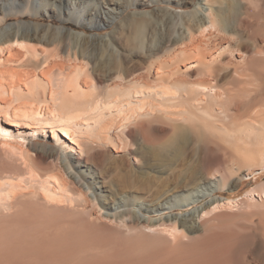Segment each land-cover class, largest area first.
Listing matches in <instances>:
<instances>
[{
	"label": "bare ground",
	"instance_id": "bare-ground-1",
	"mask_svg": "<svg viewBox=\"0 0 264 264\" xmlns=\"http://www.w3.org/2000/svg\"><path fill=\"white\" fill-rule=\"evenodd\" d=\"M62 1L88 27L153 2L52 0L63 21ZM176 4L194 6L130 13L138 49L66 25H2L1 7L0 264H131V234L176 241L152 264L254 262L233 256L239 231L218 224L238 199L215 192L264 171V0ZM164 17L173 33L148 37L145 25ZM183 174L184 193L130 194ZM246 195L255 206L264 183Z\"/></svg>",
	"mask_w": 264,
	"mask_h": 264
},
{
	"label": "rangeland",
	"instance_id": "rangeland-1",
	"mask_svg": "<svg viewBox=\"0 0 264 264\" xmlns=\"http://www.w3.org/2000/svg\"><path fill=\"white\" fill-rule=\"evenodd\" d=\"M51 2L52 0H0V9L1 7H4V11H3L4 13L2 14H7L6 19L2 23V25H6L13 22H20V21H30V22H36L42 24H53V25H66L77 30L85 31L87 33H95L100 35L101 34L106 35L111 33L112 35L118 36L119 39L121 38L124 43L126 41V44H129L128 45L129 49L132 48L138 49V44L135 41V38L133 37L134 36L133 32H135L137 28L134 27L133 25L131 26L127 25V20L129 19L128 17L130 16L131 12L154 10L160 7H171L172 9H177V10L182 9L183 11H190L194 6L193 4L178 5L176 4V0H171V1L153 0V2L150 3L147 2L141 5H132L127 7L121 14L117 16V18L111 19V22L105 26L88 27L82 24L78 25L73 21V19L69 18L71 15L69 13L67 1H62V3L59 4L63 16L67 18L66 21H63L61 19V15L57 14V11L59 10L56 9L57 7L54 8ZM83 8H85L86 11L89 10V8L86 5H84ZM26 9L30 11L24 12V10ZM21 11H23V13ZM164 19L163 20L155 19L154 22L150 21L148 25H145L146 26L145 33L147 34L148 37H152V38L156 37V39L157 38L159 39L161 35L168 33L170 34L171 32L173 33V26H172L173 23L171 22L172 21L171 17L169 18L164 17ZM119 34L122 35L120 36ZM42 141L43 139H39V142ZM45 142L49 144L52 143V141L50 140L48 141L46 140ZM3 161L4 159L0 157V165ZM183 176L186 177V175L184 174ZM187 180L189 179L186 177V180H184L185 183H183L184 181L180 182L177 180L176 182V179H173L171 182L165 185H163L162 182L160 181L151 182L152 184L150 183V185L153 187V190L151 192H146L143 190L144 192L142 193L141 191H133V189H129V190L131 191L130 192L131 196L134 194L135 197L136 196L139 197L138 198L139 201L141 196H143L144 198V196L146 195L148 196V198L150 197L154 198L153 196L158 197V195L161 198H163L165 195H168L171 192H175L179 194L184 193L185 189L188 188L187 186L184 185L187 184L186 183ZM260 183H264V171H258L255 174L251 175L250 177L244 178L239 185L237 184H235V186L229 185L227 189L218 190L215 192V195L218 196L228 197L234 200L238 199L237 202L233 204V207L231 209H225L217 213L218 216L217 218L219 220L218 224L220 226L223 225L224 227L239 231L240 236L236 237L235 246H234L235 250L233 256L245 255L246 253H249L250 255H252V257H254L251 258V260H253L254 262L249 263V261H246L244 264H260V263L262 264V262L264 264V258L263 257L259 258L260 250L259 251L257 250L259 249L258 244L255 243V240L257 239L255 233H264V199H261L262 198L261 196H257L254 206V199H252L251 196L246 195L249 190L257 187ZM183 186L185 188H183ZM168 189H171V191L168 192L167 191ZM152 193L153 195L151 196ZM244 198L247 200H245ZM205 200L206 199H202L198 203L188 207H175L172 210H164L163 213H147V214L155 217L160 215H166L168 213H175V214L185 213L189 211L193 206L199 205L203 203ZM251 202L252 204H250ZM69 218H85V217H69ZM244 232H253V233L251 237H245L244 235L246 234H244ZM123 239L129 242L128 248H126L127 252H124L123 256L128 258L130 256L131 259L130 258L127 259L131 262V264H137V261L138 264H152V262L159 260V258L166 257L167 255L169 256L173 255L174 251L176 250L175 249L176 241L168 238L165 239L162 236H159L158 234H152L151 236L148 237H139L138 235L136 236L131 234L124 236ZM135 256L137 257L134 260L133 257Z\"/></svg>",
	"mask_w": 264,
	"mask_h": 264
}]
</instances>
